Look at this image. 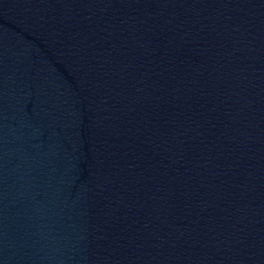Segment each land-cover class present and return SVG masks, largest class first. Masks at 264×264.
I'll return each mask as SVG.
<instances>
[{"label": "water", "instance_id": "water-1", "mask_svg": "<svg viewBox=\"0 0 264 264\" xmlns=\"http://www.w3.org/2000/svg\"><path fill=\"white\" fill-rule=\"evenodd\" d=\"M0 264H264V0H0Z\"/></svg>", "mask_w": 264, "mask_h": 264}]
</instances>
